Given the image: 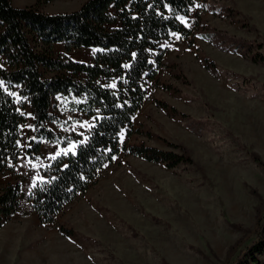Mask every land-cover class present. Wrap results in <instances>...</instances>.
Masks as SVG:
<instances>
[{
	"label": "rangeland",
	"instance_id": "1",
	"mask_svg": "<svg viewBox=\"0 0 264 264\" xmlns=\"http://www.w3.org/2000/svg\"><path fill=\"white\" fill-rule=\"evenodd\" d=\"M11 1L26 8L40 0ZM43 1L42 12L57 14L75 12L87 0ZM193 2L182 18L193 37L172 34L163 45V67L146 85L136 133L122 136L128 145L176 154L185 149L191 163L170 169L122 153L54 224L43 225L30 191L52 157L75 143L44 142L41 156L30 158L26 108L18 163L0 177V190L21 186L19 210L0 229V264H228L233 250L256 239L264 217V168L251 153L264 162V64H254L245 49L252 45L253 55L264 56V0ZM55 52L90 63L94 50L68 53L56 45ZM92 124V118L65 113L49 127L85 138ZM58 227L73 234L63 236Z\"/></svg>",
	"mask_w": 264,
	"mask_h": 264
},
{
	"label": "trees",
	"instance_id": "2",
	"mask_svg": "<svg viewBox=\"0 0 264 264\" xmlns=\"http://www.w3.org/2000/svg\"><path fill=\"white\" fill-rule=\"evenodd\" d=\"M40 2L16 8L11 0H0V177L13 172L18 163L26 108L32 119L30 158L41 156L44 142L62 147L75 143L74 150L62 153L43 170V179L28 197L41 224L51 225L66 206L98 183L106 166L122 153L170 169L191 163L185 149L176 154L128 145L122 136L136 133L134 119L147 101L146 85L163 67V45L172 34L186 40L193 37L194 29L185 26L182 18L190 15L194 2L87 0L75 12L57 14L42 12ZM56 45H63L68 53L92 49V61L58 55ZM252 49L246 46L248 58L264 64V56L253 55ZM65 113L93 119L85 138L49 127ZM251 158L264 168L259 154L252 152ZM20 197L18 183L0 190V229L18 212ZM58 231L63 236L73 234L64 227ZM231 256L228 264H264L263 216L258 218L256 239Z\"/></svg>",
	"mask_w": 264,
	"mask_h": 264
},
{
	"label": "snow or ice",
	"instance_id": "3",
	"mask_svg": "<svg viewBox=\"0 0 264 264\" xmlns=\"http://www.w3.org/2000/svg\"><path fill=\"white\" fill-rule=\"evenodd\" d=\"M177 39H179V37H177ZM112 87H115V85H112ZM75 147H76V145L74 144V145L72 146V148L75 149ZM67 154H68V153L65 152V155H67ZM72 154L75 155V154H76L75 151H73ZM52 158L55 159L56 157L53 156Z\"/></svg>",
	"mask_w": 264,
	"mask_h": 264
}]
</instances>
